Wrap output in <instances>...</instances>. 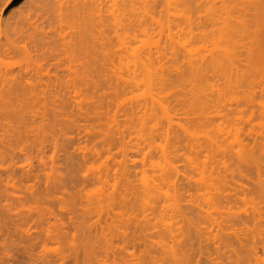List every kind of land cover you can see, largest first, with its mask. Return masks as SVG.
<instances>
[{
    "label": "rangeland",
    "instance_id": "374dc122",
    "mask_svg": "<svg viewBox=\"0 0 264 264\" xmlns=\"http://www.w3.org/2000/svg\"><path fill=\"white\" fill-rule=\"evenodd\" d=\"M143 1L146 2L145 0H143ZM257 1H258V4H256ZM259 1H261V0H253V1L251 0L252 3L250 2V0H245L246 3L243 2V6H245V9H246V10L243 9V10H245V14H244V12L243 13L240 12V13L244 14L245 19H247V20H245L246 21L245 24L246 23H248V24L244 27H238L244 31L243 32L244 35H242L240 37L241 39L239 38V41L236 40V46H235L238 48V46L240 45V47H239L240 52L238 51L237 48L236 49H237V53L240 54V57H238L239 56L238 55L237 58H238L239 62L241 61L240 62L241 65H238L239 62H237V60H236V63H238V64H236V65H238L241 69L238 66L237 67L234 66V68L236 67L241 72V71H243L242 69H244V68L247 69L246 65H248L249 64L248 62H250V60H251L252 63L251 62L250 63L252 65L249 64L248 67H251L249 69H252V71L250 70V73H249V71H246V69H244L245 71H243V73L246 72L247 74L246 73H244V74L247 75V77L243 73H241L243 75L242 78H240L241 80L239 79L240 81H242L239 83L241 86L239 84H237V85H239V87L234 86V88H233V86L232 87L230 86V88H232V89L229 88L228 90H230V91H228L229 93L226 92L225 96L223 95V92L221 94V92L219 91L221 94V96H220L221 99L220 98L219 99L221 101H218L217 97L219 95L217 96L216 93L218 91L216 89H218V90L220 89V86L223 85L222 82H224L223 81L224 79L221 80L222 78L220 75L216 76L217 73L220 74L217 70H214L216 74L213 73L214 71L212 69L208 70L207 71L208 74L206 73L207 76L205 78V79H207V83H208V80L210 79L209 83L211 82L212 85L213 84L215 85L216 83H218V85H219V87L217 84H216V87L213 85L216 88L215 89L216 93H214L215 90L214 91L211 90L212 89V88H210L211 83L209 85V89L211 90V92L212 91L213 92L212 93L210 92L209 94L206 93L208 96L207 98H209L210 101L212 100V104H213V102L215 103V101H216L215 105L211 104L212 107L210 106L211 108L209 109V106L207 107L206 105L204 108H203V106H199V104H198V106H197V104L195 105L194 104L195 100L193 98H192L193 103L192 104L188 103V102H191V101H189L191 99L190 95L199 89L196 88V90L195 91L193 90V92L191 90V89H193L194 85H192V79H190L189 75L185 76V74L188 72L187 71L185 73V71L188 69V67H187L188 63H186V62H189L190 60H192L191 58L194 55L196 56V54H197V56H200V53H201V56H200L201 58L203 55H206L207 59H208V55L210 53L208 55H207V53L209 51H211L213 48L214 49L215 48L218 49L219 47L221 48V46L223 45V44H220L219 40L222 39L224 37V34L226 33L227 26H228V20L226 18V13H225V9H224L222 0H197L196 6L193 7L191 10H186L182 6L179 8H175V6L172 3H169L167 0H147L146 3L149 4V7L146 6L147 4H145V3L143 6V2H140V0H135V1L134 0H132V1L131 0H17V1L0 0V42L1 43H4V37L6 35L13 33V30H14L13 27H15V25H16V27H15L16 33H13L14 36H15V34H17L18 31L19 32L21 31L20 33H22V31H23L25 33V34L23 33V35L25 37H26V35H31L29 37H31V39L32 38L34 39V37H35L33 35L34 32H31L32 34H30L28 32V31H32L34 28V30L36 31L35 34L37 35V37H38V35L43 36L42 34H44V36L47 38V40L50 41L49 43H51L52 40L56 41L58 44V49H59L58 52H55V53H59L58 55L51 56V51L49 53V49H50L49 47L51 46V44L49 45L48 48H47V45L42 44L43 47L41 46V50H39L40 46H38L39 49L36 51L35 46L33 44H32L33 45L32 46L31 44H28L26 42L27 43V45H26L27 51L26 50L24 51L22 49L21 50L17 49L15 52H5V53L0 52V72H3L5 67H8V68L10 67V69L12 70L13 73H15V74L17 73L20 76L22 75L23 77H25L23 79V77L21 76L22 79L27 81V80H29V78H28L29 75L31 76L30 78H32L33 76H34L33 78H35V79L37 78L36 77L37 75L35 76V74H38V73L34 74V72H36L35 69H37L39 67L38 69H41V71L43 70L42 71L43 77L41 75H39L41 77V78L40 77L39 78L41 79L42 82L48 81L45 83L51 84V82H52V84H53L54 83L53 81H55L56 79L57 80L61 79L60 82L64 79L62 81V86L64 88L63 82H66L67 79H69V77L67 76V74L69 72H67V71L77 69V72L79 70H80L79 72H81V71H83L84 68H94L96 66V63H94V60H95V57L97 56V50H98L97 49V47H98L97 43L99 42V38H100V43L102 42L101 40H103V39L108 40V42H109L110 46L108 44H106L107 43L106 42L105 43L106 47L104 45L103 48L109 47L110 49H112V50L108 51L110 54L112 53L111 55L107 54L108 52L105 54L104 51L107 49H103V48L102 49L104 51H102V50L101 51L104 53H99V60H100V62H99V79L96 82L97 85H95V83L93 82V78L92 77L90 78V76H89L90 81H92L94 83V86H93V83L89 82V79L87 78L88 79L87 84L86 83L83 84L82 83L83 81L80 82V84L82 83L85 86H83V85L78 86L79 82H78V84H76L78 86L76 88L80 90L79 91L76 89V91H78V92H74L75 89H72L75 87H72V88L69 87V86H72L74 83L72 85H66L67 83L65 84L66 86H68L69 89L71 88V90H69L66 87L63 89L62 86L58 87L56 89L57 91L54 90V92H57L55 94L52 91L53 89L48 88L49 90L48 91L46 90V92H48V93H46L45 95L43 94V96H45L46 99L45 98L43 99V96L40 95L39 90L38 91L36 90L37 92L35 91L36 93L39 92L38 93L39 95L37 94V97L40 96V98H38L40 104L38 105L37 104L38 102L36 103V101L34 104V101H33V103L30 104L31 106H29L28 108H31L30 110H32V106H33V110L35 111L38 108L42 109V107H43V109H42V112H43L44 106L50 105L51 107L49 106V109H48V106L45 107V112H47L48 110L53 111V108L55 107L54 110L56 109L55 110L56 112H54V113H56V114L52 113L51 111L50 112L48 111L49 114L51 113V115L54 117L53 119H51L52 117L48 114V112H47V115L44 114L47 118H49V116L51 118H49V119L42 118L43 120L45 119L44 121H42L44 123L42 126L41 125L42 122H40L42 119L39 120V118L37 119V117H38L37 115H32L34 113L33 110H32L33 113H31V111H29V109L28 110L25 109L26 112H24L22 114L23 117L25 116V118H23V119L25 120V119H29L31 117V118L37 119L39 121V123L37 122V120H35L36 122H34V124H33L34 127L36 124V128L34 130L35 133L32 130L30 133V131H29L30 127L28 126L29 124L27 123V120H26V123H24V124L20 125V123H19L20 126H23V127L19 126V128H18L20 131L19 133L20 134L22 133L23 136L21 135L22 139H20L18 141V148L15 150V151H17V153H16L17 156H15L14 159H10L9 157H5L2 159V165L0 163V165H1L0 166V168H1L0 173L2 174V178H4L6 176V175H4V173L6 174V169H11L10 168L11 166H14L13 168H14V173H15L10 178V182L8 181L7 183H5V181H3V183L0 185V199L6 195L12 196L13 193H16V192H18V194H19L22 188H24V189H22L24 191L23 192L24 195L21 192L19 194V196L22 194L24 197L26 192H27V191L25 192V186H27L30 183H31V185L33 183L36 185L35 186L33 184L35 186V189L37 188L36 190H38L41 187L38 191L43 192L44 189H42V188H45L46 184L49 183V185L51 187V184L53 186V184H56L58 181L61 183L64 181L67 184V186L65 187L66 189L65 190L63 189V191L60 190V191H62L60 194L55 192V194H53V195H56V197L51 196L53 198H51L50 200L53 199V201H54V198L56 200L57 195H59L58 198L61 199V203H63L64 205H67V207H69L71 204L69 202L70 197L73 200L75 197H76V199H78L77 197H79V200H77V201L80 202L82 199H85V197L88 195L95 197L94 195H96L98 193V191H99V193H101V196L104 197V196H106L105 194L107 193V191L108 192L110 191V193L112 192L111 191L112 188H110V187L113 185V183L115 184V183H117V181H120L117 177L120 176L119 170H121V168L124 164L127 163L126 165L128 166L127 167L128 169L131 168V169H129V174H128L127 179L129 180V178H130V180H132L131 183H136V184L140 185L139 182L141 180L140 179L141 173L145 172L144 171L145 169H148V164L151 163L152 161H154V163H155L154 165H156L157 162L160 163V158L162 156L160 149H162V147H163L164 150L167 152V150H169V148L172 147L176 142V144L178 143V145H174V147H172V149L170 150V153H172L171 154L172 157L170 155V158L173 161L170 160L169 157H168V159H169V161L174 163V166H176L178 168L177 169L175 167L176 171L178 170V172H177L178 175L175 176V174H174V176H172L173 174L171 173V177H173L174 181L178 183V188H179L178 192L181 191L179 193H180V195H182L181 197L179 196V199L182 198V200H179V199L178 200H179V203L182 204V205L179 204L180 211L182 209H184V211L182 210L183 213L181 212V215L179 217L181 218V216L184 214V217H183V219H184L185 216L188 215V218H186V220L184 219V222H185L189 219L192 220V217L195 215L194 219H196V217H197L196 220H198V221H195L194 219L193 220L196 224L197 223L198 224L196 225L194 223V226H196V227H193V229L197 230V227L199 228L198 225H200V228L198 229L199 231L197 232L198 235L200 233L199 237H198L196 232L195 233L197 236L195 235V233H193V236H192L190 233H192V231L194 232V230L189 232V230L191 229V227H189V226H192L193 221L190 220V225L187 226L189 222L185 223L187 225H185V224L183 225L182 224L183 220H181L179 217H177L176 219H179L180 221H178V222H179V224H181V225L177 224L178 227L181 228L180 230H183V228L186 227V229H184L186 231L183 230L184 231V234H182L183 236L180 235L182 232L179 230V232H180L179 237L180 236L181 237L179 238L177 236V238H179L180 242H182V243L186 242L187 247H188V244H191L192 242L195 243L198 239L199 240L204 239L203 241L198 240V242H201L202 248L199 247L200 243H198V242H196V244H191L190 248H192V246L194 245V247L191 249L193 253H190L191 251L189 249L188 251H190V252L186 253L187 259L184 258L185 261H187L189 259V261L187 262L188 264H211V263L212 264H263L264 263V253H263L264 252V248H263L264 247V244H263L264 243V240H263L264 239L263 238L264 237L263 236L264 235V232H263L264 226L262 229V227L259 228L258 225L262 226L264 224V220L262 221V219H261V218H264L263 217L264 216V91H263L264 90V65H263L264 64V56H263L264 55V41H263L264 40V38H263L264 37V35H263L264 34V10H263L264 3H262L264 1H261V2H259ZM259 5H260V7H259ZM68 6H76L77 11L75 13H72V14L66 13L65 10L67 9ZM145 6H146V8L148 7L147 8L148 10L146 9L147 14H146V12L144 13V11H143V8ZM134 8H136V9H134ZM260 8H262V9H260ZM85 11H87V12H85ZM234 15H236V14H234ZM12 16H14V17H12ZM254 16H256V17H254ZM98 18H99V21H101L105 24L103 26L102 30L99 29ZM255 18L258 20H255ZM87 20H91V25L85 24V21H87ZM128 20L132 21V23H133V26L130 27V31H129V28L123 27L124 29L122 30V28H120V26L114 27L112 25L116 21L125 23ZM139 20H141V22H142L141 25L143 24L142 26H139L140 25ZM254 20L257 22V25H255ZM9 21L11 22V24ZM13 21H15L16 23ZM157 22H160V23L161 22H169L172 25V27L170 28L171 30L169 31L168 29H166L164 27L162 29L159 28L157 25ZM7 26H9L10 29H8ZM12 28H13V30H12ZM100 28H102V27H100ZM126 29L128 31H126ZM252 30L256 33H252ZM256 30H258L259 33H257ZM26 31L29 34H26L27 33ZM99 31H103V33L101 32L102 34H100ZM37 32L41 33V34H37ZM125 32H128V34L127 33L126 34L130 37L126 36ZM13 34H11V36H13ZM169 34H171L172 37L174 36L176 38L175 40H179L178 42L180 44L178 42H175V44H177V45H175L172 43L173 40L172 41L167 40V36ZM123 35H125V37H123ZM253 35H255V36H253ZM32 36H34V37H32ZM80 36L87 37L93 42V50L95 52L94 54H90V55L86 56L87 54L81 50L77 56L69 57L66 55V53H63L61 51V48H62L61 43L63 41L66 42V41L78 38ZM100 36H103V38L101 39ZM250 36H251V38H250ZM27 37L24 38L23 40L21 38L22 41H20V39H19V41H17L16 44H18L19 42H23L24 40L27 39ZM253 37H255V39ZM256 37H258V38H256ZM131 38L133 41L135 40L134 43L132 42V40H129ZM31 39H29V38L27 39L28 41L30 40L29 43H32ZM127 39H128V41H127ZM105 40H103V41H105ZM249 40H250V42L252 40H254L255 42L257 41L256 44L254 41L252 42V44H254V48H255L254 49L253 45H252V49H254V50H252L253 52H251L253 55L252 57L249 56V55H251V53H249L251 50V49H249V48H251V44H250ZM122 41L124 43V48H122L123 47ZM126 41H127V43H125ZM142 41H146V42H144L146 44L148 43L147 41H149V43L147 44L148 46L143 44ZM39 42H41V41H39ZM141 42L143 44L142 46L145 48L146 47L149 48L152 45L150 49L154 50L153 52H155L156 50L158 51L160 47L161 48L159 51H161L162 48H164V51L162 50L166 56V59H165V56H163L164 57L163 60H165V62H166L164 64V66L166 67V69L168 68L167 70H169L168 72H167V70H165V73L166 72L169 73V74L166 73V76H168V78L171 77L172 79L169 78V80L171 79L173 83H174V81L178 82V83L175 82L177 85H175V83L173 84L175 87H173V85H171L173 88L168 83H166V84H168V86H170V88H168L169 89L168 91L164 88L166 91H164L165 93H163L166 98L168 97V100H166L165 98L164 99H165V101H167L166 103L168 104L167 108L169 110H167V111H169L168 113H170V115L172 116L171 118L169 117L170 121L172 120V123H173V124L171 123L172 125L169 124L170 122L168 123L166 121V119L161 118V115L157 111H154V112H157V114H159V115L152 116V118H154V117L157 118V119L154 118L155 119L154 120L152 118H149V116L151 115L150 113H153L149 108H147V109H149L151 112L149 110H147V114H148V111L150 113L148 115L144 114L145 116L143 115V113H145L146 110L143 109L144 108L143 106H142V108L139 106V108L142 109V111L137 110L138 105L136 106L134 104V102L136 101L137 104L138 103L139 104L144 103V100H143L144 96L142 97L143 94H141V93H143V92L141 90V87H134L133 88V86H131V85L128 86V83L126 84L124 81L121 82V80H120L121 83L118 84L119 81L117 79H115V77L112 75L113 73L109 75V73L113 72L112 69H115V68H118L117 70H119L121 68L124 69L122 67V64L126 66L125 61L127 60V62H128L129 59L127 57H123V56L124 55L125 56L130 55L132 45H133L132 48H134V49L137 48L138 51L144 49V48L140 49ZM152 42L154 44H151ZM157 42L160 45V46L158 45L159 48L157 47V44H158ZM247 42H249V43H247ZM41 43H43V42H41ZM21 44L22 43H19L18 46L20 47ZM127 44H128V46H127ZM218 44L220 46L216 47V46H218ZM249 44H250V46H247ZM255 45H256V47H255ZM44 46H45V48H44ZM163 46H166V49H168L169 51L171 50L170 53L174 52V53L179 54V55L177 56L175 54L177 57L176 56L173 57L174 53H172L170 55L169 51L167 50V52H166L165 47H163ZM99 47L101 48L102 46L99 44ZM124 49H128V50L125 51ZM42 50L45 52L44 54L42 53L44 56L39 55V54H41L40 52ZM234 50H235V48H234ZM246 50L249 51L248 56H246L247 55ZM259 50H261V51L258 52ZM186 51L188 52V54ZM212 51L214 52L215 50H212ZM114 52H116L115 55L113 54ZM37 53H39V54L37 55ZM198 53H199V55H198ZM245 53H246V55H245ZM28 54H29V56H28ZM191 54H192V56H191ZM156 55H158V54L157 53L154 54V56H156ZM102 56H103V59H102ZM104 56L106 57V60L104 59L105 58ZM167 56H169L168 57L169 59H167ZM188 56H189L190 60H188ZM206 56H203V58L206 59ZM171 57H173V58H171ZM248 57H250V58H248ZM255 57H257L258 60ZM107 58H108V60H107ZM123 58L124 59L126 58V60H124ZM199 58L197 57V59H199ZM252 58H253V60H252ZM242 59H243V61L244 60L245 61L243 62ZM254 59H255L256 64L259 63L258 64L259 67L257 65L253 66L255 64ZM101 60H103V61H101ZM123 60H124V62H123ZM105 61H107V62H105ZM106 63H107V65H106ZM108 63L110 66L108 65ZM120 63H122V64H120ZM246 63H248V64H246ZM114 65H115V67H114ZM184 65L187 67V69L185 68ZM100 66H101V68H100ZM252 66H253V68H252ZM177 67L179 68L178 72H176L178 70ZM38 69H37V71H38ZM170 69L172 72L175 71V73L170 72ZM173 69H174V71H173ZM5 70H6V68H5ZM30 71L34 74V75L32 74L33 76L31 75ZM46 71L48 72V74L45 73ZM100 71H101V73H100ZM182 71L184 73V76L182 74ZM235 71H234V73H236L238 75L239 72L237 70H235ZM87 72H89V71H87ZM21 73H23V74H21ZM171 73H172V75H170ZM26 74H27V76H26ZM45 74H47V76ZM89 74H91V72ZM178 74H180V77H183V78L186 77L185 79L191 80L190 81L191 84H189V81H186V80L181 78V80L186 81L184 84V81L179 80L180 78L178 79V77H179ZM111 75L113 77V80H112V77H110ZM219 76L221 79L219 78ZM108 77H110V79ZM187 77H189V78H187ZM70 79H71V76H70ZM166 79H167V77H166ZM177 79L179 81H181L182 84H181V82L179 83V81ZM217 79H220L221 81L220 80L217 81ZM242 79L243 80L245 79V80L243 81ZM71 80H73V78ZM71 80H69L70 82L68 81V84L69 83L71 84L73 82ZM109 80H112V81L109 82ZM232 80H235V77ZM49 81H51V82H49ZM219 82H221V84H219ZM225 82H226V80H225ZM244 82H246V84ZM109 84H110V86H109ZM122 84H124V85H122ZM193 84H194V82H193ZM225 84L227 85V82L224 83L223 87L221 86V88H222V90L220 89L221 91H224V92L227 91V89L224 88L226 86ZM111 86H112V88H111ZM113 86L114 87L116 86L115 87L116 90L119 87L121 88V86H122V88L121 89L119 88L118 92H116L115 88L113 89ZM195 87H196V85H195ZM228 87L229 86H227V88ZM60 88H62L63 90H59ZM206 88H208V87H206ZM206 88H205V90H207V92H209L208 91L209 89H206ZM223 88H224V90H223ZM67 89H68V91H67ZM58 90H59V94H58ZM113 90H115L114 92L117 95L113 94L114 93ZM51 91L53 92V94H51ZM67 92H69V93H67ZM172 92H175V93L172 94ZM219 92H218V94H219ZM63 93L65 95L62 97L61 95H63ZM203 93H205V92L203 91ZM48 94H51V96L54 95L53 98L54 97L57 98V95H58L60 97V101H62V100L66 101L65 105H66L67 109L64 107L65 105L64 106L61 105V102L59 101L58 98L56 100H54L50 95L48 96ZM177 94H178V96H177ZM194 94L191 97H193ZM199 94H198V96H199ZM184 95H185V97H184ZM201 95L202 94H200V96ZM203 95L205 96V94H203ZM203 95L201 96L202 99L200 98L198 101L205 99L206 96L203 99ZM69 97H71V100ZM118 97L120 99H118ZM141 97H142V101H141ZM174 97L176 100L174 99ZM180 97L182 99H180ZM246 97H248L249 99ZM41 98L44 101L46 100V102L44 103ZM66 98L68 101L66 100ZM114 98L115 99L117 98V99L115 100ZM228 98H230V99H228ZM40 99L42 100L43 103L41 102ZM74 100H75V102H74ZM213 100H215V101H213ZM48 101L51 104H49ZM56 101L59 103H57ZM168 101H169V103H168ZM200 102H203V101H200ZM46 103H47V105H46ZM32 104H34V105H32ZM41 104H42V107H41ZM208 104H210V102ZM191 105L193 107H191ZM222 105L224 107H222ZM170 106L172 109L170 108ZM200 107H202L201 108L202 110L200 109ZM206 107H207V109H206ZM57 108H59V109H57ZM212 108H214V109H212ZM219 108H221V109H219ZM224 108H226V109H224ZM222 109H224V110H222ZM136 110H137V112H136ZM174 110H175V113H174ZM177 110H178V112H177ZM205 110H207V111H205ZM59 111H60V113H59ZM221 111H223L224 113ZM40 112H41V110H40ZM131 112H133V113H131ZM125 113H127V114H125ZM130 113H131V115H130ZM40 114L42 117V113H40ZM57 114H58V116H57ZM128 114L130 116H133V117H130ZM136 114L140 115V117H137ZM205 114H206V117H208V119L205 117ZM135 115H136V118H135ZM126 117H128V118L126 119ZM145 117L147 120L150 119L148 121V123H147V120L145 121ZM158 117H160V118H158ZM195 117H197V118L195 119ZM9 118L12 122L14 121L13 116H10ZM139 118L142 119L143 128H140V126H142V123L138 122L136 124L137 119L139 121L141 120ZM201 118L203 121H200ZM56 119L57 120L59 119L60 122H59V120L57 121ZM204 119L207 120V123H205V124H204V122H206V121ZM192 120H193V122H195V124L192 122ZM2 121H1V124H2ZM48 121H50V122H48ZM155 121H156V123H155ZM157 121H159V123H157ZM3 122L5 123V121H3ZM14 122L12 124L15 125L16 123H14ZM134 122H135V125H134ZM166 122H167V125H166ZM196 122H197V124H196ZM10 124H11V122H10ZM37 124L38 125L40 124V125L38 126ZM138 124L139 125L141 124V125L138 126ZM159 124H161L163 126V128ZM211 124H212V126H211ZM30 126H32V124ZM28 127H29V129H28ZM150 127H152V128H150ZM154 127L156 128L155 131H154V129H155ZM182 127L185 130H183ZM188 127H190V128H188ZM194 127H195V129H194ZM213 127H215V128H213ZM4 128H6V127H4ZM22 128H25V129H22ZM139 128H140V130H139ZM198 128H199V131H198ZM8 129H9V132L12 134L13 131L11 132V130L12 129L15 130V127L14 128L9 127ZM8 129L6 128V131ZM21 129H22V131H21ZM36 129H38V130H36ZM157 129L160 131H157ZM137 130H138V132H137ZM147 130L149 132H151L153 130L150 134H154L153 138L156 137L153 139L154 142H153V140L151 141L152 143L149 142V140L146 139V141H145L143 138L140 137L141 136L140 133L143 131H144L143 134H145V133L149 134V132ZM163 130H164V132L166 130L167 133H164V132H162V133L167 134V135L162 136L163 134L161 133V131H163ZM217 130L219 133L217 132ZM156 131L159 133H156ZM120 132L122 133L124 138L122 137V135L119 134ZM211 132L214 134H212ZM7 133H8V131H7ZM138 133L140 136L138 135ZM168 133L169 134L171 133L173 136L171 134L169 136ZM148 134H146V135H148ZM155 134H157V135H155ZM208 135L212 136V137L209 136L211 139L208 137ZM215 135L218 137H216ZM219 135H221V136H219ZM107 136H110V137H107ZM120 136H121V138H120ZM165 136L171 138V142H168V141H170V139L167 138V140H166ZM174 136H175V139H174ZM177 136H179V137H177ZM29 137L31 139H29ZM119 138L121 140L123 138V140L119 141L120 140ZM144 138H146V137H144ZM162 138L164 139L163 141H162ZM207 138H208V140H207ZM140 139H142L144 141H142ZM173 139L176 141H174ZM193 139H195L196 141L195 140L193 141ZM209 139L210 140L214 139L215 140L214 144L212 143L213 141H209ZM216 139H218L217 142H216ZM219 141H220V143H219ZM144 142H147V143L145 144ZM209 142H210V144H209ZM215 142L220 147L215 145ZM122 143H124V144H122ZM157 143H159L161 145H159ZM168 143H169V145H168ZM196 143H198V144H196ZM155 144L159 145V146L156 148ZM238 144H240V145H238ZM152 145L154 148L152 147ZM167 145H168V148H165V147H167ZM208 145H210V146H208ZM212 145H213V148L216 147L215 148L216 151L212 148ZM125 146H126V148H125L126 150L124 149ZM149 146H150V149H149ZM30 147H32V148H30ZM175 147H176V149L174 152L173 148H175ZM222 148H223V150H222ZM19 150H21V153L18 152ZM211 150H212V153H210ZM227 150L228 151L230 150L229 153ZM226 151H227V153H226ZM249 151H251L254 154L252 155V153ZM244 152H246V154ZM236 153H238L240 155H238ZM168 154H169V151L167 153H165V155L169 156ZM246 155H248L247 158L250 157L252 160L247 159V158L245 159ZM122 158L123 159L125 158L124 160L127 159L126 163ZM240 158L241 159L244 158V160L243 159L241 160ZM148 160H151V162ZM123 161H124V163H123ZM161 162H162V159H161ZM14 163H15V165H12ZM173 163H172V165H173ZM189 165H191L194 168L190 167ZM141 168H143L144 170L143 169L141 170ZM149 168H150V166H149ZM189 168L193 172L190 171ZM116 169H119L118 172H116L117 171ZM196 170H197V172H196ZM202 170H203V172H201ZM134 171L136 172V174ZM140 171H141V173H140ZM148 171H149V173L152 172L151 168L148 169L147 172ZM130 173L132 174V176L130 175ZM224 174L226 175L225 178H224V176H225ZM26 175H27V177H26ZM204 175L206 177H204ZM217 175H219V178ZM211 176L213 177V179ZM222 176H223V178H222ZM201 177H203V178H201ZM214 177L215 178L217 177V179H214ZM70 178H71V180H70ZM78 178L81 180L83 178L88 183H85L86 185L84 184L85 187L83 189L81 187H83L84 185L79 187L81 189L80 190L81 192L83 190L82 194L81 193L78 194L80 191H78L79 189L77 188L78 190L77 189L76 190L78 192L77 191L76 192H77V195H79V196H77L76 194H73V196L75 195L73 198L71 194L73 192H75V188H74L75 186L73 185V188H71L72 186H70V185L73 184L72 183L73 180H76ZM94 178L97 180H95ZM98 178L103 179V181L102 180L98 181ZM119 178L121 179L122 182H124L121 177H119ZM203 179H204V181H202ZM228 179L232 180V181L230 180L231 183L228 182ZM104 180H105V183H108L107 185H109V187H108L109 190L104 191L105 188H104V186H102L104 184L103 183L102 185H100L101 186L100 187L101 192H100V190H98L99 186H97V185L101 184V182H104ZM217 180H220V181L225 180V183H227V184L229 183V185L225 184L226 186H228L227 189H226V186L224 185L225 187H223V185H221V183H220V186H218ZM69 181H70V183H69ZM95 181H97V182H95ZM206 181H208V182L213 181L211 183L209 182L212 185H213V183H215L217 181V183L214 184V185H217L216 190H218V187H219V190L217 191V193H214L216 190L212 187V185H210ZM54 182H56V183H54ZM196 182H198V183L196 184ZM202 182H204V184L205 183H207V184L204 185ZM25 183H27V184H25ZM36 183H38V184H36ZM177 183H176V185H177ZM110 184H111V186H110ZM199 184H201V185L199 186ZM222 184H224V183L222 182ZM21 185H22V188H21ZM23 185H24V187H23ZM38 185L39 186L41 185V186L37 187ZM202 185H204V187ZM222 187L224 188L225 193L222 191L223 190ZM70 189L71 190L74 189V191H72V193H71ZM220 190H221V192H220ZM38 191H36V192H38ZM69 191H70V194L68 193ZM226 191H227V193H226ZM102 192H103V195H102ZM104 192H105V194H104ZM222 193H224V195ZM10 194H12V195H10ZM83 194H85L86 196ZM217 194H218V196H217ZM80 195H81V197H83V196H85V197L80 198ZM7 196H6V198H8ZM68 196H70V197H68ZM91 196H89V197H91ZM214 196H215V198L218 197L217 203H215L217 200L215 201ZM223 196H224V198H223ZM4 198H3V200H4L3 202L5 203ZM65 198H67V200H68V201L66 200L67 203H70V204L64 203ZM219 198H221V199H219ZM8 199H10V197ZM59 199H57V200H59ZM62 199H64V200L62 201ZM42 200H44V199H42ZM47 200H48V198L46 199V203L49 202ZM57 200L55 201L56 204L53 203V201H52V206L54 208H57V207H55L56 205L59 206L60 200H59V202H57ZM73 200H72V204L74 202ZM101 200H102V198H101ZM6 201H7L6 203H8V200H6ZM77 201L74 203L75 204L78 203ZM50 202H49V205H50ZM42 203H45V201L44 202L42 201ZM212 203L213 204L215 203L214 205H216V206H214ZM63 204H61V205H63ZM28 205H30V204H28ZM49 205H47V206H49ZM52 206H49V207H52ZM196 206L198 207V209ZM60 207L61 206H59L58 208H60ZM142 207L143 206L138 207V208L141 209ZM54 208H53V210H54ZM72 208H75V207H73L71 205V208H68V209H72ZM76 208H79V207L77 206ZM138 208L137 209L134 208L136 211L131 210L132 214L135 213V216L131 215V217H139V219H140V218H142V215L144 213L146 215H150V212L155 213V211L153 209L151 211V208H149V207H147V208H149L150 210L147 208H144L143 211L142 210L140 211ZM199 208H201V209H199ZM65 209H67V208H65ZM65 209H64V211H65ZM118 209H119V212H117V213H120L121 208L118 207L117 210ZM145 209H147V211ZM255 209L257 212H255ZM58 210H56V211H58V213L60 211L61 212L63 211L61 209H58ZM117 210H115V208H114V212H116ZM148 210L150 212H148ZM197 210H199V211H197ZM203 211H205V212L207 211V212L203 213ZM258 211H259V214H258ZM125 212H127V211H125ZM125 212H122V213H124V215L126 216V214H128V212L126 214H125ZM131 212H129V213L131 214ZM196 212L198 214H200L199 216L202 219L201 218L198 219V214ZM141 213H143V214L141 215ZM154 213H152L151 215L153 216ZM191 213H192V216H191ZM201 214H202V216H201ZM207 214L209 217L211 216L208 219H207V217H208ZM261 215H263V216H261ZM190 216H191V218H190ZM127 217L128 216H126V218ZM149 217H151V216H149ZM256 217L257 218L260 217L259 218L260 221ZM200 219H201V221L202 220H204V221L201 222V221H199ZM224 219H227L229 222L227 220H224ZM217 220L220 223H221V221H222V223H224L223 221H226L228 224L227 223L226 224L225 223L224 224L219 223V224L222 225L221 226L222 229L223 228L227 229V230H229L227 232H232V233L231 234L227 233L225 235L224 233H226V231L224 232L223 231L224 229L222 230L223 231V233H222V231L220 229H218L217 225L215 223H213L214 221L216 222ZM209 221H212V222L209 223ZM258 221L259 222L262 221V223H259ZM218 222H217V224H218ZM256 223H259V224H256ZM0 224H1V222H0ZM214 224H215V226H214ZM102 225H104V223H102ZM182 225L184 227H180ZM225 225L227 228L225 227ZM245 226H247L249 228L247 229V227H245ZM206 227L209 228V229L207 228L208 231L206 230ZM219 228H220V226H219ZM253 228H256V229H253ZM259 229H261L262 232ZM254 230L260 231V236L259 235L258 236L261 237V240L257 236V233H259V231H254ZM201 232H203V233L201 234ZM262 233H263V235H261ZM228 234H229V237H228ZM255 234H256V238H255ZM252 235L254 236V238H252L253 237ZM191 236H192V239H191ZM194 237H196V240L194 239ZM150 238H151V240L153 238H154V240L156 239V237H154V236H153V238H152V236ZM188 238H190V239H188ZM251 238H252V240H251ZM75 239L78 240L79 237L77 236V238H75ZM148 239H149V237H148ZM187 239H188V241L190 240L191 242L186 241ZM256 241H258V242H256ZM65 242H66L65 243L66 245L68 243H71V242L67 243V241H65ZM75 242H76V240L74 241V243ZM80 242L78 241L76 243L79 244ZM82 242L84 243L85 240L84 241L82 240ZM204 242H205V244H204ZM1 243H0V245H1ZM62 243H63V241H62ZM182 243H180V244H182ZM226 243H228V244H226ZM261 243L263 245H261ZM58 244L60 246V243H58ZM58 244L54 245L52 243L51 244L49 243V245H47V246L49 247L51 245L52 248L55 247L54 249H56ZM65 244L63 245L64 249L67 246L71 247L73 245V244H70V245L68 244L66 246ZM77 244H74V245H77ZM85 244H87V243H85ZM120 244L121 243H119V246H120ZM186 244H184V245H186ZM210 244H212V245H210ZM79 245H78V247H79ZM41 246H40V248H37L38 252H39V249H40V252H41V249H43V248H41ZM119 246H117V247H119ZM228 246H231V247H228ZM60 247H62V246H60ZM73 247L75 248V250L77 249L76 248L77 246H73ZM117 247H115V248H117ZM1 248H2V246H1ZM49 248H51V247H49ZM186 248H184V249L186 250ZM252 248H255L256 250L254 251ZM68 249L69 248L67 247V250ZM71 249H72V247H71ZM102 249H103V247H102ZM118 249L119 248H117L116 250H118ZM2 250H4V249H1V251ZM47 250H45V256L50 255V253L53 254V252H54L53 251V252L49 253V250L48 251ZM50 250H53V249H50ZM99 250L102 251L101 249H99ZM58 251H60L58 254H60V253L62 254L63 251H64V253L66 252L64 254L65 256L67 253H69L68 252L69 250L66 251V249L63 251L62 250H58ZM86 251H87V249H86ZM100 251L95 252V253L96 254L100 253ZM3 252L5 254V251H3ZM253 252L257 253V256H258L257 260H256V258L254 259V256H252V254L254 255ZM73 253H74V251H72V254H70V255L73 256ZM87 253L91 254L92 252L91 253L87 252ZM250 253H251V255H250ZM4 254H2V255L0 254V257L3 256L1 260L5 259ZM55 254H56V256L58 255L57 253H55ZM55 254H53V255L55 256ZM79 254L82 255V253H79ZM96 254H95V256H96ZM102 254L99 257V259L103 258ZM189 254H192V255H189ZM26 256H27V254H26ZM26 256L24 258V261L26 259ZM90 256H91V258H93L92 257L93 254H91ZM103 256H104V254H103ZM211 257H213V258H211ZM52 258L54 259L53 256H52ZM97 259L98 258L96 256V260ZM116 259L114 258V260H116ZM26 260H28V258ZM55 260H57V258ZM111 260L112 259H110L109 262H111ZM21 262H23V260H21ZM27 262L30 263V261H27ZM27 262H25V263L28 264ZM56 262H58V260ZM115 262L120 263V262H118V260H116ZM23 264H24V262H23ZM185 264H186V262H185Z\"/></svg>",
    "mask_w": 264,
    "mask_h": 264
},
{
    "label": "bare ground",
    "instance_id": "6f19581e",
    "mask_svg": "<svg viewBox=\"0 0 264 264\" xmlns=\"http://www.w3.org/2000/svg\"><path fill=\"white\" fill-rule=\"evenodd\" d=\"M132 1V0H131ZM135 1V0H134ZM146 2H147V0H145ZM169 3H172L174 6H175V8H179V7H184L186 10H191L193 7H195L196 6V2H197V0H167ZM223 1V6H224V9H225V13H226V18H227V20H228V26H227V30H226V33L224 34V37L222 38V39H220L219 40V42H220V44H223L222 46H221V48L219 47L220 45L218 44V46H216V47H219L218 49L217 48H213L212 50H215L214 52L211 50V51H209L208 53H207V55H208V59H207V56L206 55H203V56H206V59H204L203 58V56H202V58L200 57L201 56V53H200V56H197V54H196V56L194 57H190L192 60H190L189 59V56H188V60H190L189 62H186V63H188V69H187V67L185 66V68L187 69L186 71H185V76L187 75H189V77H190V79H192V85H194L193 86V89H191L192 90V92H193V90L195 91L196 90V88H198L199 90H196L195 92H193L191 95H190V100L189 101H191V102H188L189 104L191 103H193V101H192V98L195 100L194 101V104L196 105L197 104V106H198V104H199V106H203V108L205 107V105L208 107L209 106V109L212 107L211 106V104H212V100L210 101L209 100V98H207L208 96H207V94H209L210 92H211V90H215L216 88V84L218 85V83H216L214 86L212 85V83H211V85H210V83H209V80H208V83H207V79H205L206 78V76H207V74H208V70H210V69H212L213 71L214 70H217L220 74H216L215 73V71L213 72V73H215L216 74V76L217 75H220L221 76V78H220V76H219V78L221 79V80H223L224 82H222L223 83V85H221L222 87L224 86V83H226L227 82V85L224 87V88H226L227 89V91H221L222 90V88H221V86H220V89L218 90V89H216L218 92L220 91L221 92V94H222V92H223V95L225 96V93L227 92V93H229L228 91H230V90H228L229 88H230V86L232 87L233 86V88H234V86L235 87H239V83L240 82H242V81H240L241 79L240 78H242V74L241 73H243V71H245L244 69H246V68H244V69H242L243 71H241L240 72V70L239 69H237L236 67L238 66V65H241V61L239 62L238 61V58H237V56L238 57H240V54L239 53H237V49H238V51L240 52V49H239V47H240V45L238 46V48L237 47H235L236 46V40H238L239 41V38L242 36V35H244L243 34V30L241 29V28H238V27H244V26H246L248 23H246L245 24V20H247V19H245V16H244V14H245V6H243V2H245V0H222ZM253 1V0H252ZM261 1H264V0H261ZM261 1H259V2H261ZM140 2H143V6H144V3L145 4H147L146 2H144L143 0H140ZM250 2H251V0H250ZM249 2V3H250ZM246 3V2H245ZM244 3V4H245ZM252 3V2H251ZM256 3V2H255ZM262 3H264V2H262ZM256 4H258V1H257V3ZM247 5V4H246ZM255 5V4H254ZM146 6H148L149 7V4H147ZM146 6L143 8V11H144V13L146 12V14H147V11H146V9L148 8H146ZM251 6V5H250ZM133 7V6H132ZM248 7V6H247ZM259 7H260V5H259ZM249 8V7H248ZM247 8V9H248ZM251 8V7H250ZM255 8V7H254ZM258 8V7H257ZM132 9V8H131ZM134 9H136V8H134ZM133 9V10H134ZM243 9H245V10H243ZM259 9V8H258ZM260 9H262V8H260ZM148 10V9H147ZM263 10H264V8H263ZM66 11V13H70V14H72V13H75L76 11H77V9H76V6H68L67 7V9L65 10ZM85 12H87V11H85ZM240 12H244V14H241ZM149 13V12H148ZM234 14H236V15H234ZM12 17H14V16H12ZM254 17H256V16H254ZM10 19V18H9ZM12 19V18H11ZM15 20V19H14ZM255 20H258V19H256L255 18ZM254 20V21H255ZM8 21V20H7ZM140 21V22H139ZM138 22H139V26H142L141 25V20H139ZM10 22V21H9ZM13 22H15V21H13ZM98 22H99V29H103V26L105 25L103 22H101V21H99V18H98ZM16 23V22H15ZM144 23V22H143ZM10 24H11V22H10ZM9 24V25H10ZM85 24L86 25H91V20H87V21H85ZM114 27H119L120 26V28H122V30L124 29L123 27H126V28H129V31H130V27L131 26H133V23H132V21H130V20H128L127 22H125V23H122V22H118V21H116V22H114L113 24H112ZM157 25H158V27L159 28H166V29H168L169 31L171 30L170 28L172 27V25L169 23V22H157ZM255 25H257V22L255 21ZM8 27V29H10L9 28V26H7ZM11 27V26H10ZM15 27H16V25H15ZM15 27H13L14 28V30H13V28H12V30H13V33H16L15 32ZM100 27H102V28H100ZM254 27V26H253ZM255 29V28H254ZM253 29V30H254ZM252 30V33H256V32H254ZM28 31V30H27ZM26 31V32H27ZM104 31V30H103ZM103 31H99L100 32V34H102L103 33ZM125 31V30H124ZM123 31V32H124ZM126 31H128L127 29H126ZM248 31V30H247ZM257 31V33H259L258 32V30H256ZM19 32V31H18ZM17 32V34H15V36H14V34L13 33H11V34H13V36H11V34H8V35H6L5 37H4V43H1L0 42V52H2V53H5V52H15L17 49L19 50H26V45H27V43L28 44H33L34 46H35V50L37 51L39 48V50H41V46L43 47V45H47V48L49 47V45L51 44V46L49 47L50 49H49V53H50V51H51V56H55V55H58L59 53H55V52H58L59 51V49H58V44H57V42L56 41H51V43H49L50 41H48L47 40V38L44 36V34H42L43 36H41V35H38V37H37V35L35 34V30H34V28H33V30L32 31H28L30 34H32L31 32H34L33 33V35L35 36H32V37H34V39L32 38L31 39V37H29V36H31V35H26V37H27V39L29 38V39H31V42L32 43H29L30 42V40L28 41L27 39V41L26 40H24L23 42H19V43H22L21 45H20V47L18 46V44H16V42L17 41H19V39H20V41H22L24 38H26L24 35H23V31H22V33H18ZM26 33V34H29V33ZM102 32V33H101ZM128 34V32H125V34ZM22 34V35H21ZM25 34V33H24ZM37 34H41V33H38L37 32ZM126 34V36H128ZM264 35V34H263ZM24 36V37H23ZM252 36V35H251ZM251 36H250V38H251ZM253 36H255V35H253ZM260 36V35H259ZM37 37V38H36ZM101 37V39L103 38V36H100ZM123 37H125V35H123ZM128 37H130V36H128ZM132 37V36H131ZM21 38H22V40H21ZM39 38V39H38ZM42 38V39H41ZM45 38V39H44ZM134 38V37H133ZM174 38V39H173ZM248 38V37H247ZM254 39H255V37H253ZM252 38V39H253ZM256 38H258V37H256ZM264 38V37H263ZM123 39V38H122ZM176 38L173 36L172 37V35L171 34H169L168 36H167V40H169V41H172V43L173 44H175V42H178L179 40H175ZM241 39V38H240ZM103 40H105V39H103ZM103 40H101L102 42L100 43V38H99V42L97 43V45H98V47H97V56L95 57V60H94V63H96V66L94 67V68H84L83 69V71H81V72H77V69L76 70H70V71H67V72H69L68 74H67V76L69 77V79H67V81L66 82H63V84H64V88L66 87V88H68V86H66V85H72L73 83V85L72 86H69V87H75V88H72V89H75L74 90V92H78V91H76V87H78V86H80V85H83L84 83H88L87 81H88V79H89V82H92V81H90V78L92 77L93 78V82L95 83V85H97L96 84V82L98 81V79H99V62H100V60H99V53H104L105 52V54L108 52V51H110V50H112V49H110L109 47H107V48H103L104 47V45H105V47H106V44H108L109 45V42H108V40H105V41H103ZM129 40H132V38L131 39H129ZM175 40V41H174ZM248 40V39H247ZM251 40V39H250ZM250 40H249V42H250ZM257 40V39H256ZM39 41H41V42H43V43H41V42H39ZM127 41H128V39H127ZM127 41L125 42V43H127ZM135 41V40H134ZM134 41L132 40V42L134 43ZM157 41V40H156ZM237 41V42H238ZM254 40H252L251 42H250V44H251V48H249V49H251L250 50V52L248 51V50H246V52H247V55H246V53H245V55L246 56H248V52L249 53H251V52H253L252 50H254L255 48H254V44H252V42H253ZM258 41V40H257ZM256 41V42H257ZM264 41V40H263ZM26 44H25V43ZM104 42V43H103ZM107 42V43H106ZM143 42V44H145L146 46H148L147 44L149 43V41H147L148 43L146 44V43H144V42H146V41H142ZM142 42H141V47H140V49L141 48H144V49H142V50H140V51H138V49L136 48V49H134V48H132L133 47V45H132V47H131V53H130V55H128V56H123V57H127L129 60H128V62H127V60H126V58L124 59V60H126L125 61V64H126V66L125 65H123L122 63H120V64H122V67L124 68V69H119V70H117L118 68H115V69H112L113 70V72H111V73H109V75L110 74H112L114 77H115V79H117L119 82H118V84L119 83H121L122 81H124L126 84L128 83V86L129 85H131V86H133V88L134 87H141V90H142V92L143 93H141V94H143L142 95V97L144 96V98H143V100H144V103H142V104H137V102L135 103L134 102V104L138 107V109L137 110H141L142 111V109H140L139 108V106L142 108V106L144 107L143 109H145L144 111H145V113H143V115L145 114H147V110H151L153 113H150L149 111H148V114L150 113L151 115L149 116V118H152V116H154V115H161V118H164V119H166V121L169 123V124H171L172 123V120L170 121V118L172 117L171 115H170V113H168L169 111H167V110H169L167 107V101H165V99L166 100H168V97L166 98L165 97V95L163 94V93H165L164 91H168L169 89L168 88H170V86L171 85H173L176 81H174V83L172 82V78L171 77H169V78H171L170 80H169V78H168V76H166V73L169 71V70H167L166 69V67L164 66V64L166 63L165 62V60H163L164 59V57L163 56H165V54L163 53V51H164V48H162V50L161 51H159L160 50V48L158 47V45H159V43L157 44V47L159 48V50L157 51L156 49V51L155 52H153L154 50H152V49H150L151 48V46L149 47V48H145V47H143L142 45ZM241 42V41H240ZM249 42H247V43H249ZM255 42V41H254ZM256 42H255V44H256ZM24 43V44H23ZM41 43V44H40ZM103 43V44H102ZM106 43V44H105ZM130 43V42H129ZM156 43V42H155ZM171 43V42H170ZM179 43V42H178ZM218 43V42H217ZM239 43V42H238ZM260 43V42H259ZM43 44V45H42ZM99 44L102 46L101 48L99 47ZM122 44H123V47L122 48H124V43H123V41H122ZM151 44H154L153 42L151 43ZM180 44V43H179ZM250 44L249 45H247V46H250ZM32 45V46H33ZM61 45H62V48H61V51L63 52V53H66V55L67 56H69V57H75V56H77L78 55V53L82 50V51H84L87 55L86 56H88V55H90V54H94L95 52H94V50H93V42L89 39V38H87V37H84V36H80V37H78V38H75V39H72V40H69V41H66V42H62L61 43ZM121 45V44H120ZM175 45H177V44H175ZM214 45V44H213ZM252 45H253V48L254 49H252ZM38 46H40L39 48H38ZM110 46V45H109ZM127 46H128V44H127ZM131 46V45H130ZM160 46V45H159ZM215 46V45H214ZM213 46V47H214ZM163 47H165V51L167 52V50L168 49H166V46H163ZM255 47H256V45H255ZM34 48V47H33ZM44 48H45V46H44ZM100 48V49H99ZM107 49V50H103V49ZM109 48V49H108ZM126 48V47H125ZM157 48V49H158ZM234 48H235V50H234ZM237 48V49H236ZM154 49V48H153ZM248 49V48H247ZM100 50V51H99ZM104 51V52H102V51ZM125 51L126 50H128V49H124ZM137 50V51H136ZM27 51V50H26ZM169 51V50H168ZM171 51V50H170ZM170 51H169V53H170ZM261 50H259L258 52H260ZM117 52V51H116ZM116 52H114L113 54L115 55V53ZM130 52V51H129ZM187 52V51H186ZM185 52V53H186ZM257 52V53H258ZM26 53V52H25ZM41 54H39V53H37V55L39 54V55H43L45 52L42 50L41 52H40ZM43 53V54H42ZM122 53V52H121ZM158 54V55H156V56H154V54ZM172 53H174V52H172ZM172 53H170V55L172 54ZM190 53V52H189ZM255 53V52H254ZM107 54H110L109 52L107 53ZM112 54V53H111ZM110 54V55H111ZM164 54V55H163ZM176 53H174V56L173 57H175L176 55L178 56L179 54H176ZM187 54H188V52H187ZM102 55V54H101ZM198 55H199V53H198ZM263 55V54H262ZM261 55V56H262ZM28 56H29V54H28ZM44 56V55H43ZM109 56V55H108ZM107 56V57H108ZM176 56V57H177ZM186 56V55H185ZM191 56H192V54H191ZM244 56V55H243ZM250 57H252L253 55H252V53H251V55H249ZM257 56V55H256ZM264 56V55H263ZM105 57V56H104ZM169 56H167V59H169L168 58ZM173 57H171V58H173ZM180 57V56H179ZM184 57V56H183ZM197 57L199 58V59H197ZM250 57H248V58H250ZM258 57V56H257ZM257 57H255L256 59H257ZM118 58V57H117ZM195 58V59H194ZM242 58V57H241ZM254 58V57H253ZM253 58H252V60H253ZM102 59H103V56H102ZM105 60H106V57L104 58ZM111 59V58H110ZM109 59V60H110ZM165 59H166V56H165ZM107 60H108V58H107ZM124 60H123V62H124ZM173 60V59H172ZM236 60H237V62H239V64L238 63H236ZM240 60V59H239ZM250 60V59H249ZM258 60V59H257ZM101 61H103V60H101ZM112 61V60H111ZM164 61V62H163ZM170 61V60H169ZM168 61V62H169ZM242 61H243V59H242ZM245 61V60H244ZM243 61V62H244ZM247 61V60H246ZM105 62H107V61H105ZM120 62V61H119ZM127 62V63H126ZM250 62H251V60H250ZM250 62H248L249 64H251ZM263 62V61H262ZM111 63V62H110ZM177 63V62H176ZM185 63V62H184ZM185 63V64H186ZM248 63H246V64H248ZM254 63H255V59H254ZM101 64V63H100ZM236 64H238V65H236ZM248 64V65H249ZM259 64V63H258ZM258 64H254L253 66H255V65H257L258 66ZM106 65H107V63H106ZM108 65H109V63H108ZM119 65V64H118ZM167 65V64H166ZM169 65V64H168ZM248 65H246L247 66V69H246V71H249V73H250V70L252 71V69H249V68H251V67H248ZM252 65V64H251ZM250 65V66H251ZM264 65V64H263ZM110 66V65H109ZM125 66V67H124ZM163 66V67H162ZM177 66V65H176ZM234 66H236L235 68H234ZM253 66H252V68H253ZM114 67H115V65H114ZM165 67V68H164ZM170 67V66H169ZM239 67V66H238ZM244 67V66H243ZM259 67V66H258ZM5 68H6V70H5ZM4 68V70H3V72H0V163H1V165H2V159L3 158H5V157H9L10 159H14V157L15 156H17L16 155V153H17V151H15L17 148H18V141L20 140V139H22V137H21V135H22V133L20 134L19 132V126L21 125V124H24V123H26V120H27V123L29 124L28 126L30 127V129H29V127H28V129H29V131H30V133H31V130L32 131H34L35 130V128H36V124H35V127H34V122H36L35 120H37L38 118H39V120L40 119H42V118H47L45 115H47V112L49 111H51L52 113H54V112H56L55 110H54V108H53V111L52 110H48L47 112H45V107H47L48 106V109H49V106L50 105H47V103H46V105L47 106H44V110H43V112H42V109H43V107H42V104H41V107H42V109H40V108H38L37 110H33V106H32V110L34 111V113L32 112V110H30L31 108H28L29 106H31L30 104L31 103H33V101H34V104H35V101H36V103L39 105L40 103H39V99L38 98H40V96H38L37 97V94L40 92V95L41 96H43V94L45 95L46 93H48V92H46V90L48 91L49 89L48 88H50V89H53L52 91L54 92V90L55 91H57L56 89L58 88V87H61L62 86V81L64 80L63 78V80L60 82V80L61 79H59V80H55V81H53L54 83L52 84V82L51 81H49V82H51V84H48V83H45V82H48V81H45V82H42L41 81V77L39 76V75H41L42 76V71H41V69H38V71H37V69H35V71L36 72H34V74L35 73H38V74H35V76L37 77L36 79L35 78H33L34 76V74L31 72V75L33 76L32 78H30L31 76L29 75V80H27V81H25V80H23L25 77H23L22 75V77H23V79H22V77L20 76V75H18L17 73V75L15 74V73H13L12 72V70L10 69V67L8 68V67H5ZM100 68H101V66H100ZM110 68V67H109ZM178 68V67H177ZM182 68V67H181ZM240 68V67H239ZM241 69V68H240ZM249 69V70H248ZM165 70H167V72L165 73ZM177 70V69H176ZM182 70V69H181ZM235 70H239L238 72V75L236 74V73H234V71ZM256 70V69H255ZM87 71H89V72H87ZM173 71H174V69H173ZM179 71V68H178V70L176 71V72H178ZM254 71V70H253ZM91 72V74H89ZM110 72V71H109ZM170 72H172L171 71V69H170ZM212 72V71H211ZM236 72V71H235ZM257 72V71H256ZM40 73V74H39ZM45 73H47L48 74V72L46 71ZM100 73H101V71H100ZM172 73H175V71L174 72H172ZM172 73L170 74V75H172ZM207 73V74H206ZM244 73H246V72H244ZM243 73V74H244ZM21 74H23V73H21ZM47 74H45L46 76H47ZM167 74H169V73H167ZM177 74V73H176ZM181 74V73H180ZM180 74H178L179 75V77H178V79L179 80H181V78L182 79H184V80H186V81H189V84H191V80H189V79H185V78H183V77H180ZM182 74H183V76H184V73H183V71H182ZM181 74V75H182ZM247 74V73H246ZM112 75L110 76V77H112ZM235 75V76H234ZM245 75V74H244ZM250 75V74H249ZM26 76H27V74H26ZM49 76V75H48ZM70 76H71V79L73 78V80H71L70 79ZM73 76V77H72ZM89 76H90V78H89ZM101 76V75H100ZM213 76V75H212ZM246 77H247V75H245ZM40 77V78H39ZM43 77V76H42ZM56 77V76H55ZM58 77V76H57ZM110 77H108L109 79H110ZM166 77H167V79H166ZM189 77H187V78H189ZM234 77H235V80H232V79H234ZM88 78V79H87ZM176 78V77H175ZM244 78V77H243ZM40 79V80H39ZM177 79V80H178ZM215 79V78H214ZM220 79H217V81H219ZM240 79V80H239ZM69 80H71V81H73L71 84L69 83L68 84V81ZM92 80V79H91ZM112 80H113V77H112ZM112 80H109V82L110 81H112ZM120 80H121V82H120ZM178 80V81H179ZM184 80H181V81H184ZM216 80V79H215ZM220 80V81H221ZM225 80H226V82H225ZM243 80V79H242ZM245 80V79H244ZM243 80V81H244ZM24 81V82H23ZM44 81V80H43ZM83 81V82H82ZM115 81V80H114ZM113 81V82H114ZM170 81V82H169ZM181 81H179V83L181 82ZM186 81H184V84H185V82ZM233 81V82H232ZM70 82V81H69ZM78 82H79V84H78ZM80 82H82L81 84H80ZM92 82V83H93ZM117 82V81H116ZM193 82H194V84H193ZM214 82V81H213ZM67 83V84H66ZM94 83H93V86H94ZM100 83V82H99ZM98 83V84H99ZM106 83V82H105ZM124 83V84H125ZM166 83H168L170 86H168V84H166ZM176 83H178V82H176ZM175 83V85H177ZM188 83V82H187ZM245 84H246V82H244ZM66 84V85H65ZM76 84H78V86L76 85ZM91 84V83H90ZM108 84V83H107ZM112 84V83H111ZM117 84V83H116ZM124 84H122V85H124ZM181 84H182V82H181ZM188 84V85H189ZM219 84H221V82H219ZM237 84H239V85H237ZM75 85V86H74ZM166 85V86H165ZM187 85V84H186ZM195 85H196V87H195ZM209 85H210V88H212L211 90L209 89ZM83 86H85V85H83ZM109 86H110V84H109ZM168 86V87H167ZM181 86V85H180ZM190 86V85H189ZM212 86V87H211ZM227 86H229L228 88H227ZM241 86V85H240ZM82 87V86H81ZM116 87V86H115ZM114 86H113V89L115 88ZM119 87V86H118ZM117 87V88H118ZM172 87V86H171ZM173 87H175L174 85H173ZM172 87V88H173ZM206 87H208V88H206ZM218 87H219V85H218ZM217 87V88H218ZM62 88H63V86H62ZM62 88H60L59 90H63ZM71 88L69 89V90H71ZM80 88V87H79ZM111 88H112V86H111ZM120 88V87H119ZM118 88V89H119ZM121 88H122V86H121ZM120 88V89H121ZM132 88V87H131ZM166 90H165V89ZM195 88V89H194ZM204 88V89H203ZM205 88L206 89H209L208 91L209 92H207V90H205ZM224 88H223V90H224ZM68 89H67V91H68ZM118 89L116 90V88H115V90H116V92H118ZM124 89V88H123ZM230 89H232V88H230ZM236 89V88H235ZM239 89V88H238ZM39 90V92L38 93H36L37 91ZM59 90H58V94H59ZM77 90H79V89H77ZM115 90H113V92L115 91ZM172 90V89H171ZM216 90L214 91V93H216ZM36 91V92H35ZM51 91V94H53V92ZM80 91V90H79ZM173 91V90H172ZM202 91V92H201ZM203 91L205 92V93H203ZM212 91V92H213ZM234 91V90H233ZM236 91V90H235ZM264 91V90H263ZM35 92V93H34ZM42 92V93H41ZM211 92V93H212ZM218 92L216 93L217 94V98H218V101H221L220 99H221V94H220V92H219V94H218ZM55 93H57V92H54V94ZM67 93H69V92H67ZM175 92H172V94H174ZM195 93V94H194ZM205 94V96L203 95V99H204V97H205V99L204 100H200V101H203V102H200V101H198L200 98L202 99V95L200 96V94ZM207 93V94H206ZM51 94H48V96L50 95L51 96ZM113 94H116L115 92L113 93ZM140 94V95H141ZM162 94V95H161ZM194 94V96L193 97H191L192 95ZM198 94H199V96H198ZM39 95V94H38ZM61 95V94H60ZM65 94L63 93V95H61L62 97L64 96ZM117 95V94H116ZM121 95V94H120ZM212 95V94H211ZM230 95V94H229ZM261 95V94H260ZM54 96V95H53ZM53 96H51L52 98H53ZM56 96V95H55ZM114 96V95H113ZM167 96V95H166ZM177 96H178V94H177ZM228 96V95H227ZM68 97V96H67ZM142 97H141V101H142ZM184 97H185V95H184ZM188 97V96H187ZM199 97V98H198ZM46 99V97L45 96H43V99ZM51 98V99H52ZM57 98L59 99V101H60V97L57 95ZM56 97H54L53 99L54 100H56L57 99ZM70 98V100H71V97H69ZM165 98V99H164ZM216 98V99H217ZM220 98V99H219ZM226 98V97H225ZM246 98H248V97H246ZM42 99V98H41ZM40 99V100H41ZM42 99V100H43ZM49 99V98H48ZM62 99V98H61ZM86 99V98H85ZM115 99V98H114ZM117 99V98H116ZM115 99V100H116ZM118 99H120L119 97H118ZM139 99V98H138ZM174 99H175V97H174ZM180 99H182L181 97H180ZM187 99V98H186ZM223 99V98H222ZM228 99H230V98H228ZM249 99V98H248ZM42 100H41V102H42ZM66 100H67V98H66ZM137 100V99H136ZM176 100V99H175ZM178 100V99H177ZM224 100V99H223ZM53 101V100H52ZM68 101V100H67ZM213 101H215V100H213ZM251 101V100H250ZM253 101V100H252ZM43 102L45 103L46 102V100L44 101L43 100ZM42 102V103H43ZM49 102V101H48ZM57 102V101H56ZM61 102V105L62 106H64L66 103V101H64V100H62V101H60ZM73 102V101H72ZM74 102H75V100H74ZM140 102V101H139ZM183 102V101H182ZM185 102V101H184ZM210 102V104H208ZM54 103V102H53ZM57 103H59V102H57ZM63 103V104H62ZM69 103V102H68ZM67 103V104H68ZM168 103H169V101H168ZM215 103H216V101H215ZM215 103L213 102V104L215 105ZM222 103V102H221ZM224 103V102H223ZM34 104H32V105H34ZM36 104V105H37ZM49 104H51L50 102H49ZM55 104V103H54ZM133 104V105H134ZM179 104V103H178ZM184 104V103H183ZM212 104V105H213ZM218 104V103H217ZM216 104V105H217ZM57 105V104H56ZM69 105V104H68ZM260 105V104H259ZM58 106V105H57ZM56 106V107H57ZM211 106V107H210ZM219 106V105H218ZM35 107V106H34ZM51 107V106H50ZM53 107V106H52ZM61 107V106H60ZM59 107V108H60ZM65 108H66V105L64 106ZM174 107V106H173ZM191 107H193L192 105H191ZM207 107H206V109H207ZM215 107V106H214ZM222 107H224L223 105H222ZM59 108H57V109H59ZM136 108V107H135ZM147 108H149V109H147ZM170 108H171V106H170ZM190 108V107H189ZM195 108V107H194ZM197 108V107H196ZM202 107H200V109H201ZM218 108V107H217ZM263 108V107H262ZM25 109L26 110H28L29 109V111H31V113H33L32 115H37L38 117H37V119H34V118H29V119H23V118H25V116L23 117V113L24 112H26L25 111ZM62 109V108H61ZM67 109V108H66ZM172 109V108H171ZM177 109V108H176ZM198 109V108H197ZM212 109H214V108H212ZM219 109H221V108H219ZM224 109H226V108H224ZM224 109H222V110H224ZM40 110H41V112H40ZM65 110V109H64ZM137 110H136V112H137ZM191 110V109H190ZM194 110V109H193ZM192 110V111H193ZM202 110V109H201ZM143 111V112H144ZM154 111H157L159 114H157V112H154ZM173 111V110H172ZM205 111H207V110H205ZM212 111V110H211ZM214 111V110H213ZM218 111V110H217ZM263 111V110H262ZM38 112V113H37ZM42 113V117H41V114L40 113ZM49 112H48V114H49ZM177 112H178V110H177ZM191 112V111H190ZM195 112V111H194ZM209 112V111H208ZM207 112V113H208ZM219 112V111H218ZM221 112H223V111H221ZM36 113V114H35ZM58 113V112H57ZM59 113H60V111H59ZM65 113V112H64ZM88 113V112H87ZM131 113H133V112H131ZM131 113H130V115H131ZM135 113V112H134ZM174 113H175V110H174ZM196 113V112H195ZM210 113V112H209ZM212 113V112H211ZM224 113V112H223ZM263 113V112H262ZM45 114V115H44ZM54 114H56V113H54ZM83 114V113H82ZM125 114H127V113H125ZM140 114V113H139ZM147 114V115H148ZM177 114V113H176ZM204 114V113H203ZM202 114V115H203ZM222 114V113H221ZM31 115V116H32ZM50 116H49V118H51V119H53L54 117L51 115V113L49 114ZM61 115V114H60ZM129 115V114H128ZM129 115V116H130ZM133 115V114H132ZM137 115V114H136ZM136 115H135V118H136ZM142 115V116H143ZM144 115V116H145ZM170 115V116H169ZM197 115V114H196ZM209 115V114H208ZM207 115V116H208ZM213 115V114H212ZM227 115V114H226ZM263 115V114H262ZM10 116H13V118H14V123H16L15 125L14 124H12L13 122L10 120ZM40 116V117H39ZM57 116H58V114H57ZM62 116V115H61ZM222 116V115H221ZM16 117V118H15ZM130 117H133V116H130ZM137 117H140V115H137ZM147 117V116H146ZM146 117H145V121L147 120L146 119ZM170 117V118H169ZM204 117V116H203ZM205 117H206V114H205ZM226 117V116H225ZM228 117V116H227ZM27 118V117H26ZM49 118H47V119H49ZM128 117H126V119H127ZM142 118V117H141ZM141 118H139V119H141ZM144 118V117H143ZM154 118H156V117H154ZM154 118H152V119H154ZM158 118H160V117H158ZM197 117H195V119H196ZM207 119H208V117H206ZM212 118V117H211ZM210 118V119H211ZM130 119V118H129ZM157 119V118H156ZM173 119V118H172ZM200 119V118H199ZM5 121V123L3 122V121ZM45 120V119H44ZM43 119L40 121V122H42V121H44ZM57 120V119H56ZM55 120V121H56ZM59 120V119H58ZM57 120V121H58ZM136 120V119H135ZM150 120V119H149ZM149 120H147V123H148V121ZM155 120V119H154ZM160 120V119H159ZM205 120V119H204ZM228 120V119H227ZM1 121H2V124H1ZM54 121V120H53ZM72 121V120H71ZM144 121V122H145ZM191 121V120H190ZM200 121H203L202 120V118H201V120ZM206 122H204V124L205 123H207V120H205ZM213 121V120H212ZM10 122H11V124H10ZM37 122L39 123V121L37 120ZM48 122H50V121H48ZM59 122H60V120H59ZM142 123V126H140L139 124H138V126H140V128H143V122H142V119L139 121L138 119H137V122H136V124L137 123ZM167 122H166V125H167ZM187 122V121H186ZM189 122V121H188ZM192 122H193V120H192ZM19 123H20V125H19ZM52 123V122H51ZM154 123V122H153ZM155 123H156V121H155ZM157 123H159V121H157ZM161 123V122H160ZM194 124H195V122H193ZM203 123V122H202ZM209 123V122H208ZM32 124V126H30ZM43 122H42V126H43ZM173 124V123H172ZM171 124V125H172ZM196 124H197V122H196ZM200 124V123H199ZM216 124V123H215ZM6 125V126H5ZM26 125V124H25ZM38 125V124H37ZM40 125V124H39ZM38 125V126H39ZM56 125V124H55ZM134 125H135V122H134ZM160 126H162L161 124H159ZM189 125V124H188ZM191 125V124H190ZM27 126V125H26ZM41 126V127H42ZM147 126V125H146ZM145 126V127H146ZM195 126V125H194ZM200 126V125H199ZM211 126H212V124H211ZM4 127H6L7 129L9 128V127H12V128H14L15 127V130H11V132H12V134L9 132V129L7 130L8 131V133H7V131H6V128H4ZM20 127H23V126H20ZM25 127V126H24ZM129 127V126H128ZM171 127V126H170ZM184 127V126H183ZM182 127V128H183ZM193 127V126H192ZM198 127V126H197ZM196 127V128H197ZM201 127V126H200ZM207 127V126H206ZM26 128V127H25ZM25 128H22V129H25ZM133 128V127H132ZM140 128H139V130H140ZM150 128H152V127H150ZM155 128V127H154ZM161 128V127H160ZM162 128H163V126H162ZM168 128V127H167ZM188 128H190V127H188ZM213 128H215V127H213ZM5 129V130H4ZM22 129H21V131H22ZM27 129V130H28ZM119 129V128H118ZM137 129V128H136ZM187 129V128H186ZM194 129H195V127H194ZM36 130H38V129H36ZM133 130V129H132ZM145 130V129H144ZM151 130V129H150ZM156 130V128L154 129V131ZM183 130H185L184 128H183ZM182 130V131H183ZM25 131V130H24ZM28 131V132H29ZM119 131V130H118ZM117 131V132H118ZM142 131V130H141ZM148 131V130H147ZM153 131V130H152ZM151 131V132H152ZM157 131H160V130H158L157 129ZM156 131V133H159V132H157ZM190 131V130H189ZM198 131H199V128H198ZM213 131V130H212ZM26 132V131H25ZM116 132V133H117ZM135 132V131H134ZM137 132H138V130H137ZM144 132V131H143ZM143 132H141L140 133V135H139V133H138V135L141 137V138H143L145 141H146V139L147 140H149V142H151L154 138H156V137H154L153 138V135L154 134H150L151 132H149V134L148 133H145V134H143ZM162 132H164V130L163 131H161V133ZM172 132V131H171ZM185 132V131H184ZM217 132H218V130H217ZM24 133V132H23ZM34 133H35V131H34ZM160 133V134H161ZM164 133H167L166 132V130H165V132ZM188 133V132H187ZM191 133V132H190ZM189 133V134H190ZM195 133V132H194ZM209 133V132H208ZM212 133V132H211ZM219 133V132H218ZM9 134V135H8ZM25 134V133H24ZM108 134V133H107ZM106 134V135H107ZM110 134V133H109ZM115 134V133H114ZM120 135H122V133L120 132L119 133ZM136 134V133H135ZM146 134H148V135H146ZM163 134V133H162ZM169 134V133H168ZM171 134V133H170ZM170 134H169V136H170ZM174 134V133H173ZM212 134H214V133H212ZM155 135H157V134H155ZM164 135H167V134H163L162 136H164ZM172 135V134H171ZM177 135V134H176ZM186 135V134H185ZM184 135V136H185ZM218 135V134H217ZM23 136V135H22ZM111 136V135H110ZM110 136H107V137H110ZM115 136V135H114ZM137 136V135H136ZM138 136V137H139ZM143 136V137H142ZM173 136V135H172ZM188 136V135H187ZM186 136V137H187ZM191 136V135H190ZM193 136V135H192ZM210 135H208V137H209ZM216 136V135H215ZM214 136V137H215ZM219 136H221V135H219ZM122 137H123V135H122ZM144 137H146V138H144ZM161 137V136H160ZM177 137H179V136H177ZM210 137H212V136H210ZM209 137V138H210ZM213 137V138H214ZM216 137H218V136H216ZM27 138V137H26ZM113 138V137H112ZM120 138H121V136H120ZM119 138V139H120ZM124 138V137H123ZM123 138H122V140H123ZM159 138V137H158ZM165 138H166V140H167V138H169V137H167V136H165ZM29 139H31L30 137H29ZM170 139V141H168V142H171V138H169ZM174 139H175V136H174ZM173 139V140H174ZM192 139V138H191ZM211 139V138H210ZM209 139V141H213L212 143L214 144V139H212V140H210ZM121 139L119 140V141H122ZM140 140H142V139H140ZM144 140H142V141H144ZM164 139L162 138V141H163ZM172 140V141H173ZM188 140V139H187ZM195 139H193V141H194ZM207 140H208V138H207ZM217 140L218 139H216V142H217ZM174 141H176V140H174ZM179 141V140H178ZM196 141V140H195ZM221 141V140H220ZM220 141H219V143H220ZM153 142H154V140H153ZM216 142H215V145H217L216 144ZM145 144L147 143V142H144ZM152 143V142H151ZM167 143V142H166ZM190 143V142H189ZM193 143V142H192ZM226 143V142H225ZM122 144H124V143H122ZM157 144H159V143H157ZM194 144V143H193ZM196 144H198V143H196ZM200 144V143H199ZM208 144V143H207ZM209 144H210V142H209ZM224 144V143H223ZM154 145V144H153ZM153 145H152V147H153ZM156 145V144H155ZM159 145H161V144H159ZM159 145H156L155 147L157 148ZM168 145H169V143H168ZM168 145H167V147H165V148H168ZM174 145H178V143L176 144V142H175V144ZM174 145L172 146V147H174ZM201 145V144H200ZM238 145H240V144H238ZM151 146V145H150ZM150 146H149V149H150ZM165 146V145H164ZM208 146H210V145H208ZM218 146V145H217ZM33 147V146H32ZM32 147H30V148H32ZM123 147V146H122ZM172 147H170L169 148V150H167V152L169 151V156H167V155H165V153H167L165 150H164V148L162 147V149H160V151H161V154H162V156H161V158H160V163L159 162H157L156 163V165H154L155 163H154V161H152L151 162V160H148V161H150L151 163H149L148 164V169H150L151 168V171L152 172H150L149 173V171L147 172V170L148 169H143V168H141V170L143 169L145 172H142L141 173V171H140V173H141V180L143 181H141L140 180V185H138V184H136V183H131V181L132 180H130V178H129V180L127 179L128 178V174H129V169H131V168H127L128 166L126 165L127 163H126V160H124L123 158V160L125 161V163L126 164H124L123 166H122V168H121V170H119V169H116L117 171L116 172H118V170H119V177H121L122 178V180L124 181V182H122L121 181V179L119 178V177H117L120 181H117V183H113V185L111 186V184H110V188H112V192L110 193V191L108 192L107 190H109V185H107L108 183H105V180H104V182H101V184H99V185H97V186H99V188L101 187L100 185H102L103 183L107 186H105L104 184L102 185V186H104V188H105V190L104 191H107V193L105 194V192H104V194L106 195V196H104V197H102L101 196V193H99V191H98V193L96 194V195H94L95 197H93V196H91V195H88V196H86L85 194H83V195H85V196H83V197H81V195H80V198H84L85 197V199H82L80 202L79 201H77V200H79V197H77L78 199H76V197L74 198V196H73V194H76L77 195V192L78 191H80L81 189L79 188V187H81V186H83L85 183H88V182H86L83 178H82V180L81 179H76V180H73V184H71L70 186H72L71 188H73V185L75 186L74 188H75V192H73L72 193V191H74V189L73 190H71V195H72V197L74 198V200L70 197V196H68V197H70L69 199V202L71 203H67V198H65V200L64 199H62V201L64 200V203L66 204H70V206L69 207H67V205H64L63 203H61V199H59L58 198V196L59 195H57V199H59L60 200V202H59V200H57V202H59V206H61L60 208H58L59 206H55V207H57L58 209H61V210H63L62 212L60 211L59 213H58V209L57 208H54L53 206H52V201H53V199L52 200H50L51 198H53V197H51V196H55L56 197V195H53V194H55V192H57V193H61L62 191H63V189L65 190L66 188V186H67V184L63 181L62 183L61 182H54V183H56V184H53V186H52V184H51V187H50V185H49V183L48 184H46L45 186V188H42V189H44V191L42 192H40V191H38L41 187V185L39 186H37V187H40L38 190H36L35 189V186L32 184L31 185V183L30 184H28L27 186H25V192H26V194H25V196L23 197V195H24V191L22 190V189H24V188H22V185H21V191H20V193L22 192V196L20 195L19 196V194H18V192H16V193H13V195L12 194H10V195H12V196H7L8 198L10 197V199H8V198H6V196H3V198L5 199V203L3 202L4 200H3V198H1L0 199V222H1V224H0V243H1V245H0V248H1V246H2V248L1 249H4V250H2L1 251V249H0V254L2 255V254H4V252L3 251H5V256H4V258L5 259H3V260H1L2 259V257H0V260L2 261H0V264H23V262H24V264H26L25 262H27V261H30V263L31 264H185V262H186V264H188L187 262L189 261V259L187 260V261H185V259H187V257H186V253L187 252H190V253H193L192 252V248L194 247V245L192 246V248H190L191 247V244H196V242H198V240L195 242V243H191V244H188V247H187V244H186V242H183L184 244H186V245H184L182 242H180V237L181 236H183L182 234H184V231H186V230H184V229H186V227L185 228H183V230H180L181 228H179L178 227V225L177 224H179V222L178 221H180L179 219H176L177 217H179L180 215H181V212L183 213V211H184V209H182L181 211H180V208H179V204H181V203H179V200H182V198L181 199H179V196L181 197L182 195H180V193L179 192H181V191H179L178 192V190H179V188H178V183L177 182H175L174 181V178L173 177H171V173L173 174L172 176H174V174H175V176H177L178 174H177V172H178V170L176 171V166H174V163L173 162H171V161H169V159L170 160H172L171 158H170V155L172 154V153H170V150L172 149ZM193 147V146H192ZM218 147H220V146H218ZM230 147V146H229ZM243 147V146H242ZM241 147V148H242ZM126 148V146L124 147V149ZM154 148V147H153ZM160 148V147H159ZM178 148V147H177ZM195 148V147H194ZM202 148V147H201ZM212 148H213V145H212ZM216 147H214L213 149L216 151V149H215ZM224 148V147H223ZM223 148H222V150H223ZM123 149V148H122ZM174 150V152H175V149H176V147L175 148H173ZM206 149V148H205ZM126 150V149H125ZM208 150V149H207ZM225 150V149H224ZM123 151V150H122ZM150 151V150H149ZM165 151V152H164ZM228 151V150H227ZM227 151H226V153H227ZM230 151V150H229ZM229 151H228V153H229ZM240 151V150H239ZM18 152H20L21 153V150H19ZM209 152V151H208ZM249 152H251V151H249ZM210 153H212V150L210 151ZM231 153V152H230ZM241 153V152H240ZM245 154H246V152H244ZM252 153V152H251ZM126 154V153H125ZM236 154H238V153H236ZM254 153H252V155H253ZM124 155V154H123ZM238 155H240V154H238ZM242 155V154H241ZM251 155V156H252ZM125 156V155H124ZM247 156L248 155H246V157H245V159L247 158ZM168 157H169V159H168ZM171 157H172V155H171ZM243 157V156H242ZM164 158V159H163ZM237 158V157H236ZM161 159H162V162H161ZM238 159V158H237ZM241 159V158H240ZM243 160H244V158H242ZM241 159V160H242ZM247 159H251L250 157L249 158H247ZM191 160V159H190ZM252 160V159H251ZM254 160V159H253ZM124 161H123V163H124ZM173 161V160H172ZM194 161V160H193ZM196 161V160H195ZM13 163V162H12ZM147 163V162H146ZM172 163H173V165H172ZM239 163V162H238ZM0 165V166H1ZM12 165H15V163L14 164H12ZM196 165V164H195ZM149 166H150V168H149ZM152 166V167H151ZM190 167H192L191 165H189ZM14 166H11L10 168L11 169H6V174L4 173V175H6L4 178H2V174L0 173V185L3 183V181H5V183H7L8 181L10 182V178L15 174L14 173V168H13ZM120 167V166H119ZM176 167V168H175ZM192 168H194V167H192ZM228 168V167H227ZM1 169V168H0ZM178 169V168H177ZM190 169V168H189ZM199 169V168H198ZM202 169V168H201ZM195 170V169H194ZM204 170V169H203ZM203 170L201 171V172H203ZM190 171H192L191 169H190ZM135 172V171H134ZM193 172V171H192ZM196 172H197V170H196ZM205 172V171H204ZM212 172V171H211ZM228 173V172H227ZM135 174H136V172H135ZM143 174V175H142ZM230 174V173H229ZM130 175L132 176V174L130 173ZM129 175V176H130ZM220 175V174H219ZM219 175H217L218 176V178H219ZM225 175V174H224ZM72 176V175H71ZM98 176V175H97ZM144 176V177H143ZM25 177V176H24ZM26 177H27V175H26ZM126 177V178H125ZM143 177V178H142ZM204 177H206L205 175H204ZM212 177V176H211ZM210 177V178H211ZM221 177V176H220ZM226 177V175L224 176V178ZM231 177V176H230ZM74 178V177H73ZM100 178V177H99ZM98 178V181H100V180H102L103 181V179H99ZM201 178H203V177H201ZM209 178V179H210ZM222 178H223V176H222ZM95 179V178H94ZM212 179H213V177H212ZM214 179H217V177L215 178L214 177ZM70 180H71V178H70ZM85 182H84V181ZM95 180H97V179H95ZM173 180V181H172ZM223 180V179H222ZM220 181V180H217L218 181V186H220V183H221V185H223V187H225L226 185L225 184H227V183H225V180L224 181ZM231 180V179H230ZM230 180L228 179V182L229 183H231L230 182ZM116 181V180H115ZM198 181V180H197ZM202 181H204V179L202 180ZM217 181L215 182V183H217ZM232 181V180H231ZM67 182V181H66ZM95 182H97V181H95ZM122 182V183H121ZM207 183H211V182H213V181H206ZM222 182L224 183V184H222ZM51 183V182H50ZM68 183V182H67ZM69 183H70V181H69ZM90 183V182H89ZM176 183H177V185H176ZM198 182H196V184H197ZM201 183V182H200ZM203 184H204V182H202ZM207 183H205V184H207ZM209 183V184H210ZM215 183H213V185L212 184H210V185H212V187L216 190V186L217 185H214ZM229 183L227 184V185H229ZM25 184H27V183H25ZM24 184V185H25ZM36 184H38V183H36ZM204 184V185H205ZM208 184V185H209ZM6 185V184H5ZM24 185H23V187H24ZM48 185V186H47ZM86 185V184H85ZM85 185L83 186V187H81L82 189L85 187ZM201 184H199V186H200ZM204 185H202L203 187H204ZM225 185V186H224ZM69 186V185H68ZM207 186V185H206ZM15 187V186H14ZM13 187V188H14ZM87 187V186H86ZM222 187V191L225 193V190H224V188ZM227 187L228 186H226V189H227ZM70 188V187H69ZM79 190H78V189ZM98 188V187H97ZM98 188V190H100V192H101V188L99 189ZM178 188V189H177ZM20 189V188H19ZM78 191H77V190ZM263 189V188H262ZM60 190H62V191H60ZM68 190V189H67ZM218 190H219V187H218ZM218 190H216L214 193H217V191ZM221 190H220V192H221ZM6 191V190H5ZM18 191V190H17ZM36 191H38V192H36ZM59 191V192H58ZM77 191V192H76ZM67 192V191H66ZM82 192H83V190H82ZM82 192L80 191L78 194H82ZM172 192V193H171ZM219 192V193H220ZM64 193V192H63ZM69 194H70V191L68 192ZM224 193H222L223 195H224ZM226 193H227V191H226ZM100 194V195H99ZM108 194V195H107ZM182 194V193H181ZM16 195V196H15ZM62 195V194H61ZM93 195V194H92ZM98 195V196H97ZM102 195H103V192H102ZM227 195V194H226ZM225 195V196H226ZM77 196H79V195H77ZM89 196H91V197H89ZM101 196V197H100ZM217 196H218V194H217ZM100 197V198H99ZM229 197V196H228ZM48 198V200L47 201H51L50 202V205H49V202H47L46 203V199ZM101 198H102V200H101ZM214 198H215V196H214ZM218 198V197H217ZM217 198H215V201L217 200ZM222 198V197H221ZM221 198H219V199H221ZM223 198H224V196H223ZM25 199V200H24ZM42 199H44V200H42ZM76 199V200H75ZM104 199V200H103ZM179 199V200H178ZM226 199V198H225ZM6 200H8V203H6L7 201ZM55 198H54V201H53V203H55ZM67 200V201H66ZM72 200L74 201V202H78V203H74L73 202V204H72ZM84 200V201H83ZM224 200V199H223ZM29 201V202H28ZM42 201L44 202L45 201V203H42ZM170 201V202H169ZM220 201V200H219ZM32 202V203H31ZM181 202V201H180ZM218 202V200L215 202V203H217ZM221 202V201H220ZM214 203V204H215ZM28 204H30V205H28ZM56 204V203H55ZM54 204V205H55ZM58 204V203H57ZM61 204H63V205H61ZM213 204V203H212ZM213 204V205H214ZM33 205V206H32ZM43 205V206H42ZM45 205V206H44ZM47 205H49V206H52V207H49V206H47ZM71 205L73 206V207H75V208H72V209H68V208H71ZM79 207V208H76L77 206ZM147 207H149V208H151V211H152V209L155 211V213L154 212H152V213H154L153 214V216L151 215L152 213L149 211L150 209L149 208H147ZM182 205V204H181ZM180 205V206H181ZM141 206H143L141 209L140 208H138V207H141ZM145 206V207H144ZM214 206H216V205H214ZM121 208V210H120V213H117V212H119V209L117 210V208ZM197 207V206H196ZM52 208V209H51ZM53 208H54V210H53ZM65 208H67V209H65V211H64V209ZM114 208H115V210H117L116 212H114ZM134 208H138L140 211L142 210H144V208H147V209H149L148 210V212H150V215H146L145 213L143 214V213H141V215H142V218H140L139 219V217H131V215H133V216H135V213L134 214H132V212H131V210H134V211H136ZM183 208V207H182ZM58 210V211H56V210ZM147 209H145L146 211H147ZM197 209H198V207H197ZM199 209H201V208H199ZM79 210V211H78ZM14 211V212H13ZM125 211H127L128 212V214H126L127 212H125ZM133 211V212H134ZM138 211V210H137ZM197 211H199V210H197ZM202 211V210H201ZM65 212V213H64ZM122 212H125V214H126V216H128L127 218H126V216L124 215V213H122ZM129 212H131V214L129 213ZM205 211H203V213H204ZM207 212V211H206ZM205 212V213H206ZM255 212H257L256 211V209H255ZM140 213V212H139ZM138 213V214H139ZM197 213V212H196ZM202 213V212H201ZM198 214V213H197ZM258 214H259V211H258ZM200 214H198V219L199 218H201L200 216H199ZM254 215V214H253ZM125 216V217H124ZM138 216V215H137ZM149 216H151V217H149ZM191 216H192V213H191ZM191 216H190V218H191ZM195 216V215H194ZM194 216L192 217V220L191 219H189V220H187V221H185L184 222V219L186 220V218H188V215L187 216H185V218L183 219V217H184V214L181 216V220H183V225L185 224V223H187V222H189L188 223V225L187 224H185V225H187V226H189L190 225V220L191 221H193L192 222V226H189V227H191V229L189 230V232L190 231H192V230H194L193 229V227H196V226H194V220L195 221H198V220H196L197 219V217H196V219H194ZM201 216H202V214H201ZM207 216H208V214H207ZM256 216V215H255ZM261 216H263V215H261ZM211 217V216H210ZM209 216L207 217V219L208 218H210ZM264 217V216H263ZM204 218V217H203ZM232 218V217H231ZM257 218V217H256ZM259 218L260 217H258L257 219L259 220ZM194 219V220H193ZM202 219V218H201ZM201 219L199 220V221H201ZM256 219V220H257ZM262 219V221L264 220V218H261ZM206 220V219H205ZM211 220V219H210ZM216 220V219H215ZM224 220H227V219H224ZM202 221H204V220H202ZM201 221V222H202ZM228 221V220H227ZM260 221V220H259ZM258 221V222H259ZM262 221L261 222H259V223H262ZM178 222V223H177ZM208 222V221H207ZM212 221H209V223H211ZM217 222H218V220L215 222H213V223H215L216 225H217V227H218V229H220L221 231L224 229H222L221 228V226L222 225H220V224H226L227 222L226 221H223L224 223H222V221H221V223L220 222H218V224H217ZM229 222V221H228ZM255 222V221H254ZM102 223H104V225H102ZM212 223V224H213ZM220 223V224H219ZM232 223V222H231ZM259 223H256V224H259ZM196 224V223H195ZM198 224V223H197ZM196 224V225H197ZM200 224V223H199ZM206 224V223H205ZM215 224H214V226H215ZM228 224V223H227ZM230 224V223H229ZM179 225H181V224H179ZM180 226V227H184V226ZM202 225V224H201ZM220 226V228H219V226ZM247 225V224H246ZM261 225V224H260ZM199 226V228H200V225H198ZM228 226V225H227ZM230 226V225H229ZM232 226V225H231ZM263 226H264V224L262 225V226H259L258 225V227L260 228V227H262V229H263ZM202 227V226H201ZM225 227H226V225H225ZM245 227H247V226H245ZM198 227H197V230L195 229L194 230V232L192 231V233H190L192 236H193V233H197L199 230ZM208 227H206V230L208 231V229H207ZM227 228V227H226ZM229 228V227H228ZM249 227H247V229H248ZM203 229V228H202ZM201 229V230H202ZM232 229V228H231ZM230 229V230H231ZM252 229V228H251ZM253 229H256V228H253ZM258 229V228H257ZM179 230L182 232L180 235V237H179ZM261 232H262V230L261 229H259ZM259 230H254V231H259ZM264 230V229H263ZM206 231V232H207ZM224 232L226 231V233H224L225 235L227 234V233H229V234H231L232 232H227V231H229V230H227V229H224L223 230ZM223 231H222V233H223ZM260 231H259V233H257V236L259 235L260 236ZM205 232V233H206ZM253 232V231H252ZM264 232V231H263ZM196 233H195V235H196ZM203 232H201V234H202ZM251 233V232H250ZM189 234V233H188ZM189 234V235H190ZM208 234V233H207ZM229 234H228V237H229ZM235 234V233H234ZM187 235V234H186ZM197 235H198V233H197ZM196 235V236H197ZM199 235H200V233H199ZM199 235H198V237H199ZM254 235V234H253ZM252 235V236H253ZM261 235H263V233L261 234ZM77 236L79 237V239L81 238L83 241L85 240V242L83 243L82 242V240L80 239H75V238H77ZM81 236V237H80ZM152 236V238H153V236L154 237H156V239L154 240V238L151 240V237ZM177 236L179 237V238H177ZM185 236V235H184ZM192 236H191V239H192ZM206 236V235H205ZM251 236V237H252ZM258 236V237H259ZM264 236V235H263ZM262 236V237H263ZM148 237H149V239H148ZM188 237V236H187ZM197 237V238H198ZM222 237V236H221ZM226 237V236H225ZM252 238H254V236L252 237ZM252 238H251V240H252ZM255 238H256V234H255ZM264 238V237H263ZM262 238V239H263ZM71 239V240H70ZM76 240V242H80L79 244H77L76 242L74 243V241ZM188 239H190V238H188ZM188 239L186 240V241H188ZM194 239L196 240V237H194ZM203 239V238H202ZM227 239V238H226ZM258 239V238H257ZM259 239L261 240V237H259ZM258 239V240H259ZM70 240V241H69ZM151 240V241H150ZM171 242H170V241ZM179 240V241H178ZM204 240V239H203ZM203 240H199V241H203ZM209 240V239H208ZM223 240V239H222ZM229 240V239H228ZM231 240V239H230ZM264 240V239H263ZM62 241H63V243L65 244L66 242L65 241H67V243L68 242H71V243H68L69 245L70 244H77V245H72L71 247H72V249H71V247L70 246H67L66 244V246L69 248L68 250H67V247L65 248L66 249V251H68L69 253H67L66 254V256L64 255L65 253H64V251L63 250H65L63 247V243H62ZM73 241V242H72ZM190 241V240H189ZM188 241V242H189ZM213 241V240H212ZM57 242V243H56ZM170 242V243H169ZM187 242V243H188ZM191 242V241H190ZM256 242H258V241H256ZM260 242V241H259ZM262 242V241H261ZM49 243L51 244H54V245H56V244H58V243H60V246H62V247H60L59 246V244H58V246L56 247V249H54V248H52V246L50 245L49 247H51V248H49L47 245H49ZM56 243V244H55ZM85 243H87V244H85ZM119 243H121L120 244V246H119ZM180 243H182V244H180ZM198 243H200V246L199 247H201V242H198ZM210 243V242H209ZM224 243V242H223ZM230 243V242H229ZM255 243V242H254ZM263 243V242H262ZM261 243V245H263ZM62 244V245H61ZM100 244V245H99ZM118 244V245H117ZM204 244H205V242H204ZM214 244V243H213ZM226 244H228V243H226ZM42 245V246H41ZM53 245V246H54ZM78 245H79V247H78ZM119 246V247H117V246ZM199 245V244H198ZM210 245H212V244H210ZM40 246H41V248H43V249H41V252H40V249H39V252H38V250H37V248H40ZM73 246H77L76 248V250H75V248L73 247ZM187 248H186V247ZM254 246V245H253ZM47 247V248H46ZM60 247V248H59ZM102 247H103V249H102ZM115 247H117V248H119L118 250H116L117 248H115ZM215 247V246H214ZM228 247H231V246H228ZM256 247V246H255ZM63 248V249H62ZM101 249L102 251H100L99 249ZM184 248H186V250L184 249ZM202 248V247H201ZM264 248V247H263ZM49 250V253L50 252H53V254H55V253H59L60 251H58V250H62L63 251V253L61 254H58L57 256H56V254H55V256L52 254V253H50V255H46L45 256V250ZM50 249H53V250H50ZM86 249H87V251H86ZM97 249V250H96ZM190 249V251H188ZM254 251L256 250L255 248H252ZM37 250V251H36ZM47 250V251H48ZM71 250V251H70ZM203 250V249H202ZM28 251V252H27ZM61 251V252H62ZM72 251H74V253H73V256L72 255H70V254H72ZM82 251V252H81ZM100 251V253H95V252H99ZM185 251V252H184ZM196 251V250H195ZM3 252V253H2ZM87 252H92L91 254H93V258H91V254H88ZM48 253V252H47ZM46 253V254H47ZM48 253V254H49ZM79 253H82V255L81 254H79ZM104 254V256H103V254ZM254 253V255L252 254V256H254V259L256 258V260H257V253L256 252H253ZM264 253V252H263ZM26 254H27V256H26ZM69 254V255H68ZM95 254H96V256H97V260H96V256H95ZM101 254H102V257L103 258H100L99 259V257L101 256ZM26 256V259L28 258V260H26L25 259V261H24V258H25V256ZM64 255V256H63ZM81 255V256H80ZM189 255H192V254H189ZM188 255V256H189ZM250 255H251V253H250ZM24 256V257H23ZM52 256L54 257V259L52 258ZM72 256V257H71ZM90 257V258H89ZM192 257V256H191ZM23 258V259H22ZM50 258V259H49ZM53 260H52V259ZM57 258V260H58V262H56L57 260H55ZM81 258V259H80ZM114 258L116 259V260H118V262H120V263H117V262H115L116 260H114ZM120 260H119V259ZM185 258V259H184ZM211 258H213V257H211ZM110 259H112L111 260V262H109V260ZM210 259V258H209ZM21 260H23V262H21ZM95 260V261H94ZM211 260V259H210ZM54 263H53V262ZM214 261V260H213ZM212 261V262H213ZM36 262V263H35ZM71 262V263H70ZM28 264H30L29 262H27ZM215 263V262H214ZM212 264V263H211ZM264 264V263H263Z\"/></svg>",
    "mask_w": 264,
    "mask_h": 264
},
{
    "label": "water",
    "instance_id": "95a60500",
    "mask_svg": "<svg viewBox=\"0 0 264 264\" xmlns=\"http://www.w3.org/2000/svg\"><path fill=\"white\" fill-rule=\"evenodd\" d=\"M14 1H17V0H14Z\"/></svg>",
    "mask_w": 264,
    "mask_h": 264
}]
</instances>
